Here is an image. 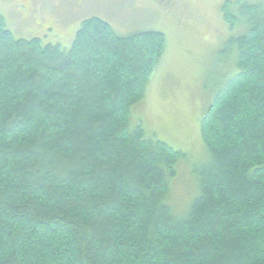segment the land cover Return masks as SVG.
<instances>
[{"label": "trees", "instance_id": "16d2710c", "mask_svg": "<svg viewBox=\"0 0 264 264\" xmlns=\"http://www.w3.org/2000/svg\"><path fill=\"white\" fill-rule=\"evenodd\" d=\"M235 2L231 75L199 119L181 210L172 181L191 158L133 114L164 33L93 16L63 48L0 15V264H264V3Z\"/></svg>", "mask_w": 264, "mask_h": 264}, {"label": "rangeland", "instance_id": "374dc122", "mask_svg": "<svg viewBox=\"0 0 264 264\" xmlns=\"http://www.w3.org/2000/svg\"><path fill=\"white\" fill-rule=\"evenodd\" d=\"M227 1L235 8L236 0H0V15L15 38L63 48L71 45L81 22L93 16L120 35L164 33V51L133 114L147 133L190 156V165L182 162L172 181L170 199L181 210L195 193L191 164L205 156L199 119L231 75L226 65L234 54L226 43L237 29L222 17Z\"/></svg>", "mask_w": 264, "mask_h": 264}]
</instances>
